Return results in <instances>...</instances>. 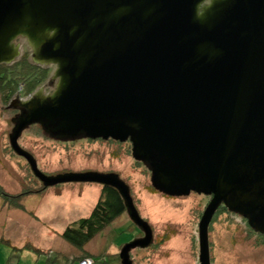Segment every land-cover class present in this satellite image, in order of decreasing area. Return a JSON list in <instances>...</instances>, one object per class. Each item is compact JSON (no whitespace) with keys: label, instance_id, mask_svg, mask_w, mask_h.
I'll list each match as a JSON object with an SVG mask.
<instances>
[{"label":"water","instance_id":"obj_1","mask_svg":"<svg viewBox=\"0 0 264 264\" xmlns=\"http://www.w3.org/2000/svg\"><path fill=\"white\" fill-rule=\"evenodd\" d=\"M55 66L53 94L38 89L13 121L10 146L47 187L118 188L152 244L130 188L115 174L41 172L19 140L40 125L57 140L133 145L152 187L170 197L213 196L200 222V264H211L209 225L223 204L264 234V0H0V66L23 54ZM17 103V104H16Z\"/></svg>","mask_w":264,"mask_h":264},{"label":"rangeland","instance_id":"obj_2","mask_svg":"<svg viewBox=\"0 0 264 264\" xmlns=\"http://www.w3.org/2000/svg\"><path fill=\"white\" fill-rule=\"evenodd\" d=\"M22 51L29 50L24 46ZM24 84L10 102L0 93V186L14 198V203L18 202L16 205L25 208L22 211L0 198V239L11 242L10 245L0 241V264H68L75 250L62 239V234L69 225L90 216L103 187L94 183H64L43 188L27 161L14 153L10 135L16 110L9 107L25 93ZM19 144L33 155L39 170L50 177L116 173L131 186L141 216L159 235L158 248L134 250L132 257L137 264H198L197 223L203 200L194 196L168 199L152 192L150 173L137 166L128 149L86 139L60 143L37 125L24 131ZM136 234L138 230L124 215L98 234L86 249L97 257L94 264H120V249L116 246L131 242ZM258 235L250 233L242 219L221 214L209 233L213 264H264V239ZM27 245L51 254L54 263L49 262V256L24 248Z\"/></svg>","mask_w":264,"mask_h":264},{"label":"trees","instance_id":"obj_3","mask_svg":"<svg viewBox=\"0 0 264 264\" xmlns=\"http://www.w3.org/2000/svg\"><path fill=\"white\" fill-rule=\"evenodd\" d=\"M28 50L14 64L0 66V93L5 96L8 102L15 97V93L19 92V88L26 80H28V83L24 85L27 88L25 93L21 95L24 99L33 95L50 75L48 70L42 69L32 62L30 49L28 48ZM43 188L47 187L43 185ZM0 198L11 202V205L15 208H21L19 205H16L18 202L14 203L12 201L14 198L7 195L1 186ZM21 209L25 211L24 207ZM125 212L126 207L117 191L111 188H104L90 216L69 225L62 234V239L75 250L68 258V264H79L84 259H96L97 257H94L87 251L86 246L98 234L121 218ZM0 241L11 245L9 240L0 239ZM24 248H29L32 252L46 255L32 245H27ZM46 256H49V262L54 263V261H51V254ZM56 263L57 261L54 264Z\"/></svg>","mask_w":264,"mask_h":264},{"label":"flooded vegetation","instance_id":"obj_4","mask_svg":"<svg viewBox=\"0 0 264 264\" xmlns=\"http://www.w3.org/2000/svg\"><path fill=\"white\" fill-rule=\"evenodd\" d=\"M18 43H21L22 44V46H23V48H24V46H26V41L25 40H19L18 41ZM27 47V46H26ZM38 67H41L42 69H46V70H48L49 72L48 73H50V75H49V77H47V79L39 86V89L40 88H44V93L46 94V95H49V94H53V92L55 91V89H56V87H57V85H58V79L57 80H54L53 79V77H54V73H55V70H56V67L55 66H39V65H37ZM54 69V70H53ZM53 70V71H52ZM29 98V97H28ZM26 99V98H25ZM16 100H19V101H24V98H19V97H17V99ZM17 104V103H16ZM13 108V110H16V117H18V116H20L22 113H23V108H21L18 104H17V106H15V107H12ZM15 117V118H16ZM13 121H14V119H13ZM35 125H37V124H35ZM15 126V125H14ZM37 126H39L40 127V125H37ZM31 127V126H30ZM29 127V128H30ZM45 134V133H44ZM62 136L64 137V138H66V135L64 136V135H62V134H59V133H57V140L56 141H58V142H60V143H71V142H76V141H78V140H74V141H72V140H69V139H71V138H68V140H63V138H62ZM79 140H81V139H79ZM86 140H89V141H103V142H106V143H108L109 145H111V144H113V145H115V146H119V148H121V147H125L126 149H128L129 150V153H130V155L132 156V158H133V145H132V142L130 141V140H127V141H125V142H121V141H116V140H113V139H109V140H102V139H86ZM134 159V158H133ZM135 160V163L137 164V166L138 167H140V168H142V169H146V171L147 172H149L150 173V175H151V172L148 170L149 168L143 163V162H141V161H137L136 159H134ZM88 173V172H87ZM97 173H99V172H97ZM112 174H115V175H118V174H116V173H112ZM47 175V174H46ZM48 176V175H47ZM119 176V175H118ZM56 177V176H55ZM120 177V176H119ZM121 178V177H120ZM122 179V178H121ZM125 183H126V185L130 188V194H131V197H132V199H133V201H134V204H135V207H136V209H137V211H138V213H139V215H140V217L149 225V227H150V229H151V232H152V237H153V242H152V244L150 245V246H148V247H145V248H141V247H137V248H135V249H132L131 250V252H130V258H131V260L133 261V264H137L136 263V261H135V259H134V257H132V253L134 252V250L136 251V250H149V249H153V248H155L156 247V245L159 243V241H158V234H156V232H155V230H154V228L150 225V223L147 221V220H145L142 216H141V214H140V210H139V208H138V205H137V201H136V198L134 197V194H133V191H132V189H131V186L130 185H128L127 184V182L124 180V179H122ZM41 185H44L41 181L39 182ZM66 184H69V183H66ZM60 185V184H59ZM45 186V185H44ZM58 186V185H57ZM47 187V186H46ZM103 187V189L104 188H111V189H114V190H116L117 191V193H118V195L121 197V199L123 200V203H124V205H125V207H126V202H125V199H124V197H123V195H122V192L118 189V188H116V187H113V186H102ZM151 191L152 192H154V193H157V194H161L160 192H158V191H156L153 187H152V189H151ZM162 196H164V197H167L168 199H182L181 197H170V196H167V195H164V194H161ZM190 196H194V197H196V198H201L202 200H203V202H204V208H203V210L201 211V213H200V216H199V222L197 223L198 224V237H199V254H200V229H199V226H200V221L202 220V218H203V216H204V214H205V212H206V210H207V208L209 207V205H210V203H211V201H212V199H213V196H211V195H206V194H202V193H197V192H191V194L189 195V196H184V197H190ZM221 214H225V215H228V216H231V217H233V218H238V219H242L244 222H245V225H246V229H248V231L250 232V233H252V234H259L258 236H260L261 238H263L264 239V234H261V233H259L258 231H256L251 225H250V223H249V221H248V219L247 218H245V217H243V216H241V215H239V214H235V213H233V212H231V211H229L223 204L217 209V211L215 212V214H214V216H213V219H212V221H211V223H210V225H209V229H208V233H210V230H211V227H212V225H213V223L216 221V219L221 215ZM127 216L128 217V219L130 220V223L135 227V229H137L138 230V234H136L133 238L134 239H132V241L133 240H135V239H143L144 237H145V232L142 230V229H140L132 220H131V218H130V216H129V211H128V209H127V207H126V212L122 215V216ZM131 230V229H130ZM166 237V236H165ZM166 238H168V237H166ZM166 239H164V241H165ZM112 244L114 245V246H116L115 245V243H114V241H112ZM263 245H264V243H263ZM125 246V244L124 245H120V246H116L117 248H119L120 249V252L117 254V258H118V260H119V263L120 264H123L122 263V259H121V251H122V249H123V247ZM209 246H210V241H209ZM156 248H158V247H156ZM210 257H211V252H210ZM93 261H94V259H92ZM94 263H95V261H94ZM109 264H111V263H109ZM198 264H200V255H199V258H198ZM211 264H213V258L211 257Z\"/></svg>","mask_w":264,"mask_h":264},{"label":"built area","instance_id":"obj_5","mask_svg":"<svg viewBox=\"0 0 264 264\" xmlns=\"http://www.w3.org/2000/svg\"><path fill=\"white\" fill-rule=\"evenodd\" d=\"M79 264H94L92 259H84Z\"/></svg>","mask_w":264,"mask_h":264}]
</instances>
